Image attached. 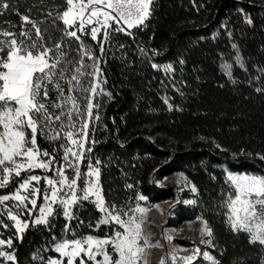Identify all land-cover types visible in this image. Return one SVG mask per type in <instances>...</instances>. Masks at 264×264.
Instances as JSON below:
<instances>
[{
  "label": "trees",
  "instance_id": "1",
  "mask_svg": "<svg viewBox=\"0 0 264 264\" xmlns=\"http://www.w3.org/2000/svg\"><path fill=\"white\" fill-rule=\"evenodd\" d=\"M5 2L0 41L31 44L38 28L40 43L53 56L64 53L60 66L67 71L54 81L63 95L53 86L47 100L51 113L64 115L51 126L39 125L38 148L55 153L72 122L87 125L88 160L99 169L105 205L117 210L139 196L152 204L172 200L174 187L153 181L182 172L197 188L198 205L180 210L177 223L197 215L209 225L212 264H264V245L231 227L232 186L225 175L264 176V0H155L142 25L111 30L105 39L101 34L93 39L87 28L75 31L79 39L66 35L74 31L62 19L67 0H0V5ZM232 44L242 67L233 62ZM85 49L93 58L81 61ZM7 51L5 45L0 56L6 59ZM222 61L231 63V79ZM76 68L82 75L70 84ZM69 96L75 107L72 100L64 102ZM101 217L88 200L74 204L70 216L56 208L47 223L11 236L14 264H49L56 256L53 247L65 238L111 236L114 225L101 223Z\"/></svg>",
  "mask_w": 264,
  "mask_h": 264
},
{
  "label": "snow or ice",
  "instance_id": "2",
  "mask_svg": "<svg viewBox=\"0 0 264 264\" xmlns=\"http://www.w3.org/2000/svg\"><path fill=\"white\" fill-rule=\"evenodd\" d=\"M154 2L155 0H87L85 3L84 0H80L79 5H74V0H67L69 8L63 13V21L65 25L75 24L77 20L75 9L78 7L79 31L85 30V23L88 25L100 23L101 16L104 17L105 28L108 27L109 20L116 23L123 21L128 28H133L142 25L151 15V6ZM0 7L8 9L9 4L5 2ZM86 15L87 20L85 21ZM24 19L27 20L28 18L24 17ZM248 23L250 24L252 21L248 20ZM116 30L124 31L125 29L117 28ZM98 31L100 29L95 26L92 27L91 35L93 39L96 38ZM3 35L7 37L12 34L3 33ZM22 35L28 36V33H23ZM36 35L38 39L27 45L24 40H20L19 43H17L16 39H11L10 42L0 41V52L5 50V45L8 49L6 59L0 56V128H2V131H0V188L5 187L13 175L18 177L22 171L34 168L47 169L53 162L52 159L47 162L39 160V150L35 147L36 134L38 131H42L39 128L41 123L51 126L54 122L61 121L64 115V113L60 115L51 113L47 100L50 89L53 86L63 95L64 90L58 82L54 83V81L57 78L63 79L67 69L60 66L61 59L64 56L63 52H59L60 45L55 46L59 55L53 56V49L40 43L43 37L38 28L36 29ZM66 35L79 39L75 31L66 32ZM105 35H107V32H105ZM233 47L236 46L233 45ZM84 56L93 58L88 49H85L81 55V61ZM75 71L76 74L72 75L69 81L70 84L72 81H78L79 75H82L80 68H76ZM96 71L98 72L99 69L97 68ZM72 90V88H69V91ZM91 90L93 92L96 91L95 85L92 86ZM69 100H72L74 104V98L71 96L67 97L64 102L67 103ZM51 106L60 107V105ZM92 107L93 105L90 103L89 114H91L90 110ZM169 107L171 108V106ZM68 115L70 117L71 113ZM86 127L87 125H84L81 131L83 132V128ZM61 128H63V124H61ZM27 129H31L30 140L26 135ZM68 135L71 137L72 134L68 133ZM56 138V135L51 137V139ZM73 143L75 144L77 141L73 140ZM80 146L83 147V145ZM68 151L70 149L66 150L65 159H67ZM86 151H91V149H86ZM43 155L47 157L48 153ZM73 155H77V153H73ZM17 157H20L21 160L18 161ZM260 158L264 160V156ZM69 166L71 167V165ZM93 173L97 176V182L94 183L89 179L87 182L88 186L82 189L84 195L80 197L76 195V179H72L69 183L68 178L64 177V170L58 169V175L62 179L59 181L48 180V184L51 186V195L45 193V204L39 207L40 217L35 220V223H47V218L54 212L52 205L56 204L58 200L64 206L65 216H70L69 208L71 205L77 204L81 200H89L91 196L95 195L97 197L96 206L101 211L108 213L111 220L124 229L123 233L117 231L114 237L105 239H96L89 236L84 241H65L57 244L55 250L60 253L61 257H67V264H74L76 258L81 256V253L86 255L89 260L94 261L95 264H139L141 261H143V264H147L145 258L146 249L159 246L158 244L151 245L148 237L142 236V223L147 209L137 205V208L133 210L140 213L139 223L135 216H129L128 221L121 219V213L116 209L115 205L110 207L105 205L103 196L98 188L99 169H92L89 166V177ZM76 175L77 177L81 175L79 170H77ZM39 179L40 177L33 175L30 179L25 180L20 185V188L27 189L30 186V181ZM228 180L234 188V198L230 197L228 205L231 210L229 221L232 229L249 233L251 243L259 242L264 244V176L229 174ZM57 183L59 187L56 186ZM66 184L72 194L70 199L61 197V189ZM192 191H196L195 187L192 188ZM9 199H15L22 205L28 197L20 195L19 191H17L13 197L0 196V204ZM138 199L145 200L146 197L139 196ZM30 202L34 207L37 204L36 199H32ZM113 212H116V214L113 215ZM29 214H31V209H29ZM123 215H128V213H123ZM9 216L12 220L17 221V230L19 232L22 233L24 229L29 227L27 223L21 224L17 216L11 214V211H9ZM256 221L258 223L254 224ZM108 222L107 218L101 221V223ZM201 233L211 236V229L208 228L206 223L202 225ZM167 239L171 240L172 237L169 236ZM141 240L143 241L142 244L140 243ZM4 243L5 241L0 240V245ZM7 243L10 245L11 241ZM107 245L111 246L112 253H115L118 258H114L107 251L105 247ZM97 255L102 256L103 259L97 261ZM204 255L209 260H213V257L207 253H204ZM0 256H5L8 260L15 259L14 256L4 251H0ZM180 259L191 261L194 256L181 257ZM172 260L173 264H175V255H172ZM49 264H61V261L50 259ZM80 264H85L83 259L80 260ZM160 264H165V260L161 259Z\"/></svg>",
  "mask_w": 264,
  "mask_h": 264
},
{
  "label": "rangeland",
  "instance_id": "3",
  "mask_svg": "<svg viewBox=\"0 0 264 264\" xmlns=\"http://www.w3.org/2000/svg\"><path fill=\"white\" fill-rule=\"evenodd\" d=\"M85 3L87 0L84 1ZM80 0H74V5H79ZM69 8V5H68ZM78 8V7H76ZM87 20V15L85 17V21ZM104 17H100V23H94V25H88L85 23V29H89L92 31V27L100 29L97 32L102 35V38H106L111 30H116L117 28H124V31H127L131 28L127 27V24L122 25L120 23H116L115 21L109 20L108 27H104ZM73 26L74 31H79V18L75 24L69 25ZM117 31V30H116ZM123 31V32H124ZM107 32V35H105ZM96 35V36H97ZM234 56L233 62L234 64L242 67V59L237 47H233ZM236 46V45H235ZM220 67L223 73L226 75L228 79H231V63L227 61H222L220 63ZM97 72V71H96ZM82 127L80 122H72L70 129L66 132V139L61 144L59 151L55 153L52 151H41L38 146L35 144V147L39 150V160H43L47 162L49 159H52L53 162L49 165L47 169L44 168H34L28 171H22L20 176H15L11 178L10 182L3 188H0V196H10L13 197L17 191L19 194L25 197H28L21 205L19 201L15 199H9L5 201L3 204H0V240L5 241L4 244L0 245V251L7 252L9 255H13V251L11 248V244L9 245L7 242L11 241V236H21V232L17 230V221L12 220L9 216V211H11L12 215L17 216V219L21 224L27 223L28 225H38L35 223V220L40 217L39 207L45 204L44 195L47 193L51 195V186L48 184V180L52 179L54 181H59L62 179L61 176L58 175V169L64 170V177L68 178V182L70 183L72 179H76V195L82 197L84 192L82 189L88 186L87 182L91 179L94 183L97 182V176L95 173L91 177H89V166L92 169H98L95 165L89 162L88 160V151L87 142L85 138V128L83 132L81 131ZM2 131V128H0ZM68 133H71V137H69ZM26 135L28 139H31V129L26 130ZM73 140L77 141V143H73ZM80 145H83L81 147ZM31 146V145H29ZM70 149L67 153V159H65L66 150ZM48 153V156L45 157L43 154ZM73 153H77V155H73ZM18 161L21 160L20 157L16 158ZM26 163V161H25ZM71 165V167L69 166ZM10 166V165H9ZM79 170L81 175L77 177L76 172ZM229 174L233 175H248L250 173L244 172H230L226 171L225 175L228 180ZM40 177L39 180L30 181V186L27 189H21L20 185L25 182V180L30 179L31 176ZM258 175V174H254ZM262 176V175H259ZM229 181V180H228ZM230 182V181H229ZM159 187H167L172 186L175 190V197L172 200H166L158 203H149L146 200H139L129 198L125 201L126 206L120 210L121 219L128 221L129 216H135L137 222H140V213L134 212L139 205L142 208L147 209V212L144 214L143 223H142V236L148 237L151 245H159L154 247H148L146 249L145 258L147 260V264H160L161 259L165 260V264H173L172 255L176 256L175 264H186L188 262H196L195 264H212L213 260H209L204 253L210 255V249L212 247V241L214 238V234L209 225L199 216H195L191 220H186L180 224L177 223L178 214L180 210L188 207V208H197V188L195 185L186 177L182 172L172 173L162 179V181H153ZM231 184V183H230ZM59 187V184L56 185ZM232 186V185H231ZM195 187L196 191L193 192L192 188ZM10 188H13V191L8 192ZM98 188L102 195L101 186L98 177ZM39 190V191H37ZM35 193V195H33ZM234 188L232 187L231 198H234ZM71 191L67 187V184L61 189V197L70 199ZM103 196V195H102ZM230 197L228 200V205L230 202ZM36 199L37 204L34 207L31 204V200ZM104 199V198H103ZM97 197L95 195L91 196L88 201H92L95 203ZM133 200V201H132ZM96 205V203H95ZM73 205L70 206L69 211ZM158 206V207H156ZM53 209L60 208L64 211V206L57 201L56 204L52 205ZM97 207V206H96ZM98 208V207H97ZM29 209H31V214H29ZM99 209V208H98ZM229 209V216L231 215V210ZM100 210V209H99ZM101 211V210H100ZM123 213H128V215H123ZM102 217L101 221L104 219H108L109 222L106 224L114 225V233L111 236L105 237H97L92 235H86L83 238H65L55 244L53 247V251L56 253L55 257L51 259H58L61 261V264H67V257H61L60 253H58L55 249L57 244L63 243L65 241L73 242V241H84L87 237L91 236L96 239H105L108 237H114L117 231L123 233L124 229L121 228L115 221H112L108 216V213L101 211ZM113 215L116 212L112 213ZM49 216L47 218H50ZM206 223L208 228L211 229V236L201 233L202 225ZM258 223V221L254 222ZM254 226V225H253ZM25 230V229H24ZM171 236L172 239L169 240L167 237ZM203 241V242H202ZM142 244L143 241L141 240ZM264 245V244H263ZM86 247V246H85ZM107 251L111 253L114 258H118L115 253H112V249L110 245L105 246ZM199 250V251H197ZM186 256H194V259L191 261L181 260V257ZM211 256V255H210ZM83 259L85 264H95L94 261H91L87 258L86 255L81 253V256L76 258L74 264H80V260ZM103 257L97 255L96 260H102ZM49 263V262H48ZM0 264H14V260H8L5 256H0ZM139 264H143V261L139 262Z\"/></svg>",
  "mask_w": 264,
  "mask_h": 264
},
{
  "label": "crops",
  "instance_id": "4",
  "mask_svg": "<svg viewBox=\"0 0 264 264\" xmlns=\"http://www.w3.org/2000/svg\"><path fill=\"white\" fill-rule=\"evenodd\" d=\"M67 9H68V8H67ZM67 9H66V10H67ZM66 10H65V11H66ZM63 13H64V12H63ZM63 13H62V19H63ZM75 13H76V15H77V20H76V21H78L79 8H76V9H75Z\"/></svg>",
  "mask_w": 264,
  "mask_h": 264
},
{
  "label": "built area",
  "instance_id": "5",
  "mask_svg": "<svg viewBox=\"0 0 264 264\" xmlns=\"http://www.w3.org/2000/svg\"><path fill=\"white\" fill-rule=\"evenodd\" d=\"M119 23L122 24V25H125V23L123 21H120Z\"/></svg>",
  "mask_w": 264,
  "mask_h": 264
}]
</instances>
